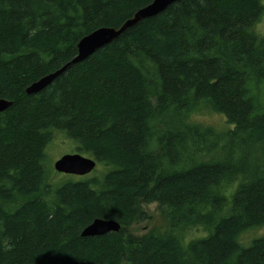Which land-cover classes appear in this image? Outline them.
Returning a JSON list of instances; mask_svg holds the SVG:
<instances>
[{
  "label": "trees",
  "instance_id": "obj_1",
  "mask_svg": "<svg viewBox=\"0 0 264 264\" xmlns=\"http://www.w3.org/2000/svg\"><path fill=\"white\" fill-rule=\"evenodd\" d=\"M152 2L0 0V264H264V235L238 242L264 228L263 0H180L25 93ZM201 109L231 128L191 121ZM56 134L110 170L52 190ZM154 203L167 229L131 232ZM95 219L121 228L82 238ZM197 224L204 237H179Z\"/></svg>",
  "mask_w": 264,
  "mask_h": 264
},
{
  "label": "water",
  "instance_id": "obj_2",
  "mask_svg": "<svg viewBox=\"0 0 264 264\" xmlns=\"http://www.w3.org/2000/svg\"><path fill=\"white\" fill-rule=\"evenodd\" d=\"M180 0H153L151 4L145 8L137 10L131 18L127 19L120 28H99L83 37L77 44V54L68 63H65L60 69L40 78L36 82L30 84L25 90L27 95L38 94L44 88L48 87L53 80L63 74L71 66L83 62L91 56L96 50L109 45L125 31L136 26L139 22L157 16L170 5L179 2ZM11 102L5 99H0V113L6 111ZM54 164V170L63 175L72 176H87L93 172L97 166V162L89 157L78 153L66 154L59 158ZM121 226L113 220L95 219L82 232V238H94L104 236L108 233H117Z\"/></svg>",
  "mask_w": 264,
  "mask_h": 264
},
{
  "label": "rangeland",
  "instance_id": "obj_3",
  "mask_svg": "<svg viewBox=\"0 0 264 264\" xmlns=\"http://www.w3.org/2000/svg\"><path fill=\"white\" fill-rule=\"evenodd\" d=\"M264 4V0H263ZM264 6V5H263ZM254 33L258 38L264 39V13L259 22L253 28ZM258 95L261 101H264V85L258 90ZM193 122L200 124L204 128L213 130L217 134L225 132L227 129L231 128L227 125L226 119L212 110L201 109L193 114ZM52 143H50L45 152L43 166L48 177V184L51 186V189L54 190L58 188L61 184L66 181H84L91 180L95 178H100L101 174H106L110 168L104 164H98L93 172L87 176L79 177L72 175H63L57 173L54 170V164L59 158L66 154L74 153V145L69 139H64L63 136L56 134L52 138ZM50 197V196H49ZM157 204L145 205V210L148 215L151 217V220L147 223H144L139 226L130 227L129 230L135 234H143L149 229L154 228L160 231L167 229L168 222L161 216L160 210ZM183 227V228H182ZM182 230H179V237L184 241H191L201 239L206 235L205 229L201 224L192 225V226H182ZM264 235V228H252L242 232L239 236L238 242L242 247H247L250 243L257 239L261 238Z\"/></svg>",
  "mask_w": 264,
  "mask_h": 264
}]
</instances>
